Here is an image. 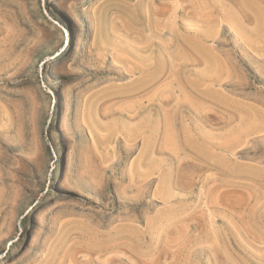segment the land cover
Returning <instances> with one entry per match:
<instances>
[{
  "label": "rangeland",
  "instance_id": "obj_1",
  "mask_svg": "<svg viewBox=\"0 0 264 264\" xmlns=\"http://www.w3.org/2000/svg\"><path fill=\"white\" fill-rule=\"evenodd\" d=\"M0 264H264V0H0Z\"/></svg>",
  "mask_w": 264,
  "mask_h": 264
},
{
  "label": "bare ground",
  "instance_id": "obj_2",
  "mask_svg": "<svg viewBox=\"0 0 264 264\" xmlns=\"http://www.w3.org/2000/svg\"><path fill=\"white\" fill-rule=\"evenodd\" d=\"M149 61H150V60H149ZM149 61H148V62H149ZM133 64H134V63H133ZM133 64L131 65L132 67H134ZM135 64H136V63H135ZM135 64H134V65H135ZM153 64H154V63H153ZM136 65H138V64H136ZM139 65H140V62H139ZM158 65H159V64H158ZM140 66H141V65H140ZM146 66H147V65H146ZM146 66H145V67H146ZM147 67H148V66H147ZM153 67H154V66H153ZM153 67H152V68H153ZM140 68H141V67L136 66V67L134 68V72H136V73H134L133 71H132V72H133L134 74H137V72L140 71ZM149 68H151L150 65H149ZM156 69H157V67H156ZM131 70H132V69H131ZM141 70H142V68H141ZM143 70H145V69H143ZM145 71H146V70H145ZM150 71H151V70H150ZM147 72H148V71H147ZM146 74H148V73H145V75H146ZM137 75H138V74H137ZM141 75H143V74H141ZM141 75H140V76H141ZM149 75H150V74H149ZM138 76H139V75H138ZM146 76H147V75H146ZM143 77H144V79H145V78H147V77H149V76H147V77L143 76ZM147 83H148V80H146V82L143 83V85L141 86V88H144L145 85H148V84H149V83H148V84H147Z\"/></svg>",
  "mask_w": 264,
  "mask_h": 264
}]
</instances>
